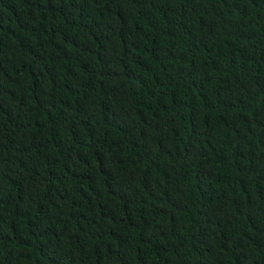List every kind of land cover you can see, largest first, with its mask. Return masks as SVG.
Listing matches in <instances>:
<instances>
[{
    "label": "trees",
    "instance_id": "obj_1",
    "mask_svg": "<svg viewBox=\"0 0 264 264\" xmlns=\"http://www.w3.org/2000/svg\"><path fill=\"white\" fill-rule=\"evenodd\" d=\"M0 264H264V0H0Z\"/></svg>",
    "mask_w": 264,
    "mask_h": 264
}]
</instances>
